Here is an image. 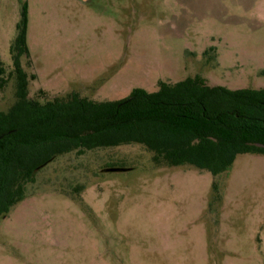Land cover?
Returning <instances> with one entry per match:
<instances>
[{"label":"rangeland","instance_id":"374dc122","mask_svg":"<svg viewBox=\"0 0 264 264\" xmlns=\"http://www.w3.org/2000/svg\"><path fill=\"white\" fill-rule=\"evenodd\" d=\"M25 4L32 98L117 100L198 74L264 87V0H0L2 110ZM0 264H264V154L216 176L139 143L60 155L0 221Z\"/></svg>","mask_w":264,"mask_h":264},{"label":"trees","instance_id":"16d2710c","mask_svg":"<svg viewBox=\"0 0 264 264\" xmlns=\"http://www.w3.org/2000/svg\"><path fill=\"white\" fill-rule=\"evenodd\" d=\"M28 5L10 46L16 101L0 109V221L27 196L39 169L58 156L101 147L143 144L157 164L192 165L218 175L243 153L264 154V87L212 85L201 75L160 81L150 92L98 101L73 91L41 101L30 97L23 59ZM0 62V89L8 82ZM34 77V76H33Z\"/></svg>","mask_w":264,"mask_h":264},{"label":"water","instance_id":"95a60500","mask_svg":"<svg viewBox=\"0 0 264 264\" xmlns=\"http://www.w3.org/2000/svg\"><path fill=\"white\" fill-rule=\"evenodd\" d=\"M128 168H121V167H110L108 168V171H118V170H126Z\"/></svg>","mask_w":264,"mask_h":264}]
</instances>
